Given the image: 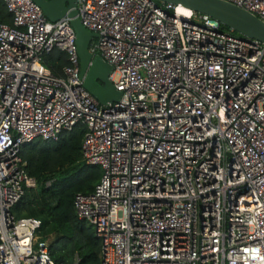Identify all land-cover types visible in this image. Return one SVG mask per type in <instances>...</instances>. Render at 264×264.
<instances>
[{
    "label": "built area",
    "instance_id": "2783aa9c",
    "mask_svg": "<svg viewBox=\"0 0 264 264\" xmlns=\"http://www.w3.org/2000/svg\"><path fill=\"white\" fill-rule=\"evenodd\" d=\"M264 21V0H229ZM0 22V264H56L42 220L13 210L37 180L21 147L84 122L83 160L103 172L78 214L104 264H264V41L161 0H77L89 45L122 90L84 85L70 18L5 0ZM182 6V5H181ZM53 49L68 63L44 62Z\"/></svg>",
    "mask_w": 264,
    "mask_h": 264
},
{
    "label": "trees",
    "instance_id": "16d2710c",
    "mask_svg": "<svg viewBox=\"0 0 264 264\" xmlns=\"http://www.w3.org/2000/svg\"><path fill=\"white\" fill-rule=\"evenodd\" d=\"M13 18L5 0H0V22L13 23ZM44 62L61 74L68 58L64 51L53 49L45 55ZM86 129L84 122H78L58 139L37 137L21 147L25 168L36 178L37 185L26 187L13 210L19 217L42 220L37 234L48 240L56 264H104L101 239L78 214L75 204L78 193L94 191L103 172L101 165L83 160Z\"/></svg>",
    "mask_w": 264,
    "mask_h": 264
},
{
    "label": "water",
    "instance_id": "95a60500",
    "mask_svg": "<svg viewBox=\"0 0 264 264\" xmlns=\"http://www.w3.org/2000/svg\"><path fill=\"white\" fill-rule=\"evenodd\" d=\"M51 20L64 16L70 18L76 30V42L81 63V77L85 87L102 103L118 101L122 90L110 78L113 65L99 53L94 54L89 45L98 33L87 28L77 9V0H35ZM182 5L197 12L207 13L220 23L243 36L264 41V21L246 8L229 0H161Z\"/></svg>",
    "mask_w": 264,
    "mask_h": 264
},
{
    "label": "bare ground",
    "instance_id": "6f19581e",
    "mask_svg": "<svg viewBox=\"0 0 264 264\" xmlns=\"http://www.w3.org/2000/svg\"><path fill=\"white\" fill-rule=\"evenodd\" d=\"M179 8H180L181 11H184V12H186V10H188V8H186V7H184V6H181V5H180Z\"/></svg>",
    "mask_w": 264,
    "mask_h": 264
}]
</instances>
